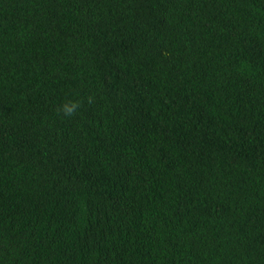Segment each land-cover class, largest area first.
Instances as JSON below:
<instances>
[{
  "label": "trees",
  "instance_id": "trees-1",
  "mask_svg": "<svg viewBox=\"0 0 264 264\" xmlns=\"http://www.w3.org/2000/svg\"><path fill=\"white\" fill-rule=\"evenodd\" d=\"M0 264H264V0H0Z\"/></svg>",
  "mask_w": 264,
  "mask_h": 264
},
{
  "label": "clouds",
  "instance_id": "clouds-1",
  "mask_svg": "<svg viewBox=\"0 0 264 264\" xmlns=\"http://www.w3.org/2000/svg\"><path fill=\"white\" fill-rule=\"evenodd\" d=\"M79 107H80L79 103L70 101L66 104L61 105L58 111L60 114H62L65 117H72L73 115H75Z\"/></svg>",
  "mask_w": 264,
  "mask_h": 264
}]
</instances>
